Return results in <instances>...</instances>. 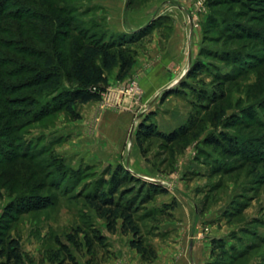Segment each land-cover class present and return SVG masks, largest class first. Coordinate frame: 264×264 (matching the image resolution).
<instances>
[{
  "label": "rangeland",
  "instance_id": "374dc122",
  "mask_svg": "<svg viewBox=\"0 0 264 264\" xmlns=\"http://www.w3.org/2000/svg\"><path fill=\"white\" fill-rule=\"evenodd\" d=\"M128 1L72 0L66 5L83 13L77 21L104 41L122 40L118 31L123 27L154 22L132 46L148 57L146 67L141 65L124 80L116 79L117 68L108 72L101 99L75 106L77 120L63 111L52 112L0 139V230L20 240L25 264H67L58 241L80 263L89 256L92 263L104 260L108 238L99 244L94 234L103 236L105 222L86 197L106 189L116 169L167 191L149 195L147 202L141 200L143 195L132 198L135 216L146 219L141 237L155 224L152 216L170 192L194 197L200 216L209 213L208 225L220 233L212 243L210 264H227L230 257L224 252L237 255L256 241L252 234L264 236V185L259 183L264 164H255L264 157V0H135L129 8ZM174 25L184 29L181 67L176 68L169 56L166 78L143 77L147 66L160 57L149 53L154 35L163 51ZM236 25L244 32L233 34ZM132 82L139 89L137 97L125 91ZM68 87L63 84L60 90ZM59 92L38 96L37 105L45 108ZM4 122L0 120V127ZM148 126L164 134L180 128L188 133L168 143L140 134ZM223 133L244 143L241 153L252 157L225 154L223 147L206 143ZM134 153L139 165H149L152 177L134 171ZM27 195H49L54 204L20 214L16 203ZM68 234L81 250L68 243ZM85 243H91L89 252ZM260 258L264 245L250 260L235 264H256Z\"/></svg>",
  "mask_w": 264,
  "mask_h": 264
},
{
  "label": "trees",
  "instance_id": "16d2710c",
  "mask_svg": "<svg viewBox=\"0 0 264 264\" xmlns=\"http://www.w3.org/2000/svg\"><path fill=\"white\" fill-rule=\"evenodd\" d=\"M68 1L72 0H0V120L5 119L0 127V139L12 137L11 133L21 131L52 112L63 111L73 120L79 119L75 106L101 99L108 83V72L117 68L118 80H124L130 75L138 56L137 49L132 46L155 26L152 22L135 31L118 33L122 40L112 38L111 41H104L77 21L83 13L66 5ZM133 2L135 0L128 1V8ZM231 32L239 35L244 31L236 25ZM63 84H67L68 89L60 90ZM180 88L185 89L187 86L181 85ZM58 91L59 94L45 108L37 105L38 96ZM25 117L28 119L24 120ZM233 126L234 124L228 125L229 128ZM139 132L143 136H155L173 143L184 139L188 130L180 128L164 134L153 126H148ZM206 143L214 148L223 147L222 152L225 154L239 152L245 159L252 157H245L241 153L244 143L224 133L218 140L209 139ZM139 146L141 148V143ZM255 164H264V157H260ZM121 171L116 169L104 184L107 188H101L95 196H87L86 199L96 216L104 220L109 233H114L118 221H121V233L132 237L131 248L144 261H151L155 258V251L146 242V235L162 221L172 218L170 209L175 206V202L160 207L157 214L152 216L156 220L155 224L141 237L140 226L146 219L140 220L135 216L132 198L143 195L141 200L147 202L149 195L155 192L164 195L167 191L128 174L120 175ZM128 182L139 183L140 186L137 189L125 187ZM259 183L264 185V172H261ZM16 204L20 214L39 212L52 207L54 198L49 195H27L21 197ZM11 207L5 211L8 216L13 212ZM251 236L256 241L246 245L237 255H233L232 251L223 253L224 257H230L227 264H235L245 258L250 260L252 252L264 245V236ZM66 238L75 250H81L82 245L73 241L72 235L68 234ZM94 238L97 243L105 244L104 236L94 234ZM57 245L65 253L67 264H78L65 243L58 241ZM85 245L89 252L91 243ZM0 260V264H25L20 240L1 230ZM259 264H264V258H260Z\"/></svg>",
  "mask_w": 264,
  "mask_h": 264
},
{
  "label": "crops",
  "instance_id": "0c3cea01",
  "mask_svg": "<svg viewBox=\"0 0 264 264\" xmlns=\"http://www.w3.org/2000/svg\"><path fill=\"white\" fill-rule=\"evenodd\" d=\"M146 25L147 24L139 25L136 28L123 27L118 33L135 31L144 28ZM183 31L184 29L182 26L174 25L173 32L167 44H164L165 49L163 51H160L159 37L154 35L148 47L150 50L149 53L152 56L159 55L160 57L156 58V62L151 64L152 66H147L148 68L143 72V77L149 76L157 79L166 78L168 72L165 64H167L169 56H172V58H169L170 61L177 63V65H175L176 68L181 67L183 61ZM147 58L146 55L143 56L141 52H139L131 73L135 72L141 65L145 68L148 62ZM138 61H140V65ZM131 158L132 162L135 164L134 171H136L138 175L152 177L149 165H139L136 162L137 154L134 153ZM168 198H170L169 200L171 201L173 198L176 200L175 206L170 209L172 218L162 221L155 230H151L150 233L146 235V242L155 251L154 259L151 261H144L140 254H138L135 249L131 248L130 242L132 237L129 234L123 235L121 233V221H118L114 233H109L106 228L105 232H103V236L108 238L105 247L108 255L104 260L97 263L96 259L94 263H92L93 259L89 256L83 263L78 261V264H210L213 253L212 243L216 238H219L220 233L215 232L214 226L210 227L208 225L209 213L206 212L203 214V217L200 216L202 209H198L195 198H190L184 193L181 195H174L170 192L166 197L162 198L161 204L170 205ZM205 222L206 225L204 226ZM199 229L201 230L199 231ZM197 234L201 235L198 236ZM101 257L102 255L99 254L98 259L100 260ZM34 264H38V262L35 261Z\"/></svg>",
  "mask_w": 264,
  "mask_h": 264
},
{
  "label": "built area",
  "instance_id": "2783aa9c",
  "mask_svg": "<svg viewBox=\"0 0 264 264\" xmlns=\"http://www.w3.org/2000/svg\"><path fill=\"white\" fill-rule=\"evenodd\" d=\"M125 89L126 92L135 95L136 97L139 95V89L137 88V84L135 82L130 83ZM200 235L198 234V236Z\"/></svg>",
  "mask_w": 264,
  "mask_h": 264
}]
</instances>
